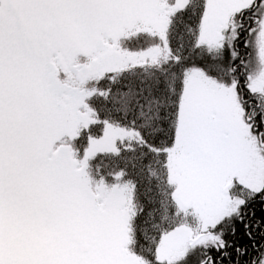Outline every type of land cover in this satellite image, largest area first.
<instances>
[{"label":"snow or ice","instance_id":"obj_1","mask_svg":"<svg viewBox=\"0 0 264 264\" xmlns=\"http://www.w3.org/2000/svg\"><path fill=\"white\" fill-rule=\"evenodd\" d=\"M0 264H264V0H0Z\"/></svg>","mask_w":264,"mask_h":264}]
</instances>
